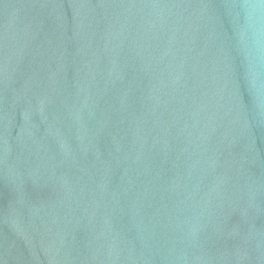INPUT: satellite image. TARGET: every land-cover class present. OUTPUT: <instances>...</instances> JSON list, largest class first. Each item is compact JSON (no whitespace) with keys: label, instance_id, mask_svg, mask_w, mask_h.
I'll return each mask as SVG.
<instances>
[{"label":"water","instance_id":"1","mask_svg":"<svg viewBox=\"0 0 264 264\" xmlns=\"http://www.w3.org/2000/svg\"><path fill=\"white\" fill-rule=\"evenodd\" d=\"M0 264H264V0H0Z\"/></svg>","mask_w":264,"mask_h":264}]
</instances>
